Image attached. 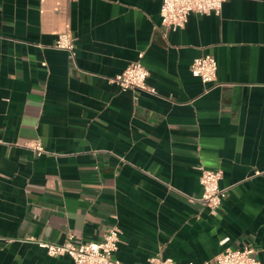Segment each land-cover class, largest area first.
<instances>
[{
	"label": "crops",
	"instance_id": "0c3cea01",
	"mask_svg": "<svg viewBox=\"0 0 264 264\" xmlns=\"http://www.w3.org/2000/svg\"><path fill=\"white\" fill-rule=\"evenodd\" d=\"M162 3L0 0V264H75L35 239L98 241L112 225L123 264H214L246 244L264 264V0L177 29ZM141 54L155 92L114 81ZM204 54L213 82L191 72ZM200 166L222 170L216 213Z\"/></svg>",
	"mask_w": 264,
	"mask_h": 264
},
{
	"label": "built area",
	"instance_id": "2783aa9c",
	"mask_svg": "<svg viewBox=\"0 0 264 264\" xmlns=\"http://www.w3.org/2000/svg\"><path fill=\"white\" fill-rule=\"evenodd\" d=\"M226 0H163L161 15L164 25L174 29L186 25L189 15L192 12L211 13L220 12ZM57 49L75 55V38L68 32H60L53 45ZM140 57L129 64L124 70L114 77V81L123 89L139 88L155 92L147 80L150 75L149 69L142 62ZM218 64L216 58L211 54H204L194 58L191 65V72L194 76L200 77L203 82H213L217 79ZM38 154L45 152L40 139L31 145ZM200 182L203 186L202 201L216 213L222 205L227 190L220 186L222 170L207 169L200 166ZM260 173V172H257ZM70 236L63 243H53L45 240L35 239L42 247H45L50 256L69 255L75 264H123L115 257L119 247L120 228L112 225L106 230L104 236L98 241L77 243ZM255 249L252 245L246 244L243 247H228L215 258L214 264H261L254 255ZM154 264H177L172 257L156 255L151 258Z\"/></svg>",
	"mask_w": 264,
	"mask_h": 264
}]
</instances>
